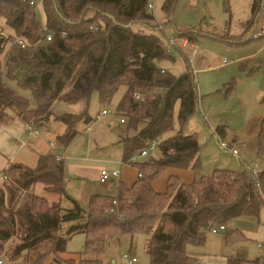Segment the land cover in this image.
I'll return each mask as SVG.
<instances>
[{"label": "trees", "instance_id": "trees-1", "mask_svg": "<svg viewBox=\"0 0 264 264\" xmlns=\"http://www.w3.org/2000/svg\"><path fill=\"white\" fill-rule=\"evenodd\" d=\"M29 1L0 0V22L12 30L6 36L0 31V54L9 43L15 45V39L25 42V49L15 45L19 50L5 56V61L11 78L15 70L22 72L18 82L32 92L36 107L5 83L0 62V124L9 121V110L38 128L58 121L66 129L57 141L66 145L77 135L79 122L92 121L88 113L92 94H97L99 104L107 105L124 87L116 114L133 134L120 140L122 163L135 164L141 176L131 185L119 182L115 195L91 194L83 206L67 193L64 163L54 154H39L34 167L9 164L0 185V250L14 239L10 256L33 252L32 264L42 263L48 255L60 264H105L103 254L113 238L128 235L132 240L135 234H145L148 264H195L188 248L202 246L211 226H226L240 215H259L264 207V167L213 168L187 183L170 175L165 190L154 188L153 181L166 168L197 170L201 162L196 136L174 131L175 122L184 125L198 109L195 76L190 67L174 75L159 66L172 59L171 43L164 35L171 25L154 21L147 11L149 0H37L36 7ZM175 1L163 2L167 23ZM261 3L252 0V19L240 38L227 41L211 36L234 47L249 43L245 37L256 26ZM37 9L52 34L50 41L44 38ZM174 28L176 40L194 43L200 35L197 29ZM55 102L80 103L83 109L56 116ZM257 139L261 154L264 122ZM151 140H158L160 156L133 161L134 153ZM36 183L58 199L35 193ZM76 232L85 235L78 258L62 257L67 240ZM255 261L264 264V254Z\"/></svg>", "mask_w": 264, "mask_h": 264}, {"label": "rangeland", "instance_id": "rangeland-1", "mask_svg": "<svg viewBox=\"0 0 264 264\" xmlns=\"http://www.w3.org/2000/svg\"><path fill=\"white\" fill-rule=\"evenodd\" d=\"M163 2L164 0H154V10L151 13L154 16V21L159 25L164 23L171 25L165 29L164 35L167 42L174 41V44H169L172 59L161 61L159 66L174 75H180L190 67L198 87V109L184 125L181 126L175 122L174 127V131L180 130L183 134H194L199 141L198 155L201 168L194 170L195 176L208 173L213 168L237 169L248 166L260 169V166L262 167L264 164V155L260 157L255 155L254 164L251 161V155L245 156L238 144L239 157L222 148L219 141L233 144L231 139L234 134H237V137L241 139V128L251 127L253 123L257 124V120L253 118L254 115L264 111V105L255 100L264 93V38L247 45L231 47L232 45L225 41L211 36L216 35L227 41L233 40L234 37L240 38L248 21L252 19V0H176L168 23L165 21L166 15L162 11ZM262 4H264V0H262ZM36 11L39 22H44L45 17L42 11L39 9ZM92 14L91 12L89 16ZM174 27L180 30L197 29L200 32L196 41L192 43V46L197 47L195 54H193L191 43L183 46L181 40L175 39ZM1 30L4 36L12 32L3 20L0 22ZM257 30L258 26L256 25L247 34L248 37L256 38L254 34L257 33ZM258 47L261 49L254 58L240 60V57L255 53ZM18 50L15 45L9 43L5 51L0 54L4 81L27 99L31 108H35L36 102L32 92L22 87L18 82L22 72L15 70V78L8 75L5 56ZM220 63L221 65H219ZM123 93L124 87H120L107 105L99 104L97 94L93 93L88 105V113L92 117V121L89 124L79 122L76 126L78 133L69 144L64 145L57 141L56 135L60 130L58 126L51 129L53 128L50 126L52 120L46 124L43 129L54 144L53 147H50L51 153L57 157L67 154L71 157L70 160L85 155L95 158L92 161L97 163L107 164L113 161L121 163L123 147L118 141L120 137L126 136V130L116 114V105ZM103 108L107 109L109 113L99 119H94L95 113ZM82 109L83 106L80 103L55 102L52 106V112L56 116L62 113H79ZM176 111L177 109H175ZM218 126L221 127L219 129L224 130L225 134L217 130ZM159 155V149L155 148L145 156L140 155L139 152L134 153L132 160L145 161L152 157L157 158ZM35 162L36 159L33 163L36 165L37 162ZM128 165L138 169L135 164L129 163ZM40 185L42 184L36 183L34 192L49 200L53 199L52 194L54 193L43 190ZM226 227L228 231L237 230L244 235V239L234 242L233 248L242 258L248 260L247 264H252L251 262L256 257H261L262 253L258 243H264V207L260 209L257 216L240 215L229 220ZM225 234L226 231H221L217 235L225 236ZM213 235L211 231H208L205 241ZM148 238L149 236L145 234H135L132 240L128 235L113 238L103 254L105 264H125L122 253L130 248V253L136 254L138 259L134 264H143L146 260L148 262ZM13 240L7 241L0 250L1 264H32L29 256L33 252H25L21 256L13 258L10 256ZM84 240L83 232L74 233L67 240L66 250L61 253V256L78 258L76 253L83 249ZM40 264L60 263L55 261L52 255H48Z\"/></svg>", "mask_w": 264, "mask_h": 264}, {"label": "crops", "instance_id": "crops-1", "mask_svg": "<svg viewBox=\"0 0 264 264\" xmlns=\"http://www.w3.org/2000/svg\"><path fill=\"white\" fill-rule=\"evenodd\" d=\"M255 24L257 26H264V4H262V10L258 14ZM263 38L264 36L253 38L246 35L245 41L251 43L255 40ZM249 43L243 45H247ZM260 49L261 47H258L255 53L240 57V60L254 58L255 54H257ZM219 65H221V63ZM263 95L264 93L260 95L261 97L259 99H255L256 102L262 103V105H264V101L261 100ZM7 113L10 117L9 121L0 124V185L4 180L3 174L5 173V169L9 166V164L21 163L23 165L34 167L35 164L33 163L35 159L37 162L39 154L51 153L50 147L54 146L50 136H48L46 131H44V127L38 128L34 126L39 130L40 134L38 136L29 134L25 131L26 122H24L13 111L9 110ZM253 118L257 120V124L253 123L251 124V127L245 126L241 128V139L237 137V134H234V137L231 140L234 142L233 144H238L240 146L242 153L245 156L250 154L252 157L251 161L255 164V155L257 157L264 155V151L261 154L258 153L257 139L260 125L262 122H264V111L256 113ZM50 126H53L51 129H54L57 126L59 127L60 131L56 135V138L58 135L63 134L66 129L65 125L59 123L58 121H52ZM123 127L126 130L125 125H123ZM129 132L131 136L133 134L132 131L126 130V135H129ZM220 132L225 134L224 130H221ZM123 137L125 136L120 137L118 141L119 144L121 138ZM61 159L64 163L66 191L69 195L78 200L83 206L87 205L88 199L93 193L115 195L118 191V183L122 182L124 184L131 185L137 179V173L139 171L135 167L128 165V163H119L117 161H113L111 163L102 164L92 161L95 160V158H90L85 155L74 157L72 160H70L71 157L65 154L61 156ZM103 166L109 168H118L120 170V174L110 179L108 182L102 183L98 180V177L99 171ZM263 167L264 164H262V167L260 166V168ZM252 169L258 168L252 167ZM170 175L176 176L181 182L186 183L197 179L199 176H195L194 169L191 168L168 167L153 181L154 188L159 191L165 190L166 180ZM40 186L43 188L42 185ZM52 197L54 200L58 199V195L56 194H52ZM63 202L66 205L69 204L68 201ZM68 224L69 223H66L64 226ZM231 231L232 232H230V234H225V236L217 235L221 231L218 233H212L214 234L213 237L209 236L202 246H190L188 250L193 253L194 257L196 258V264H229L230 261H232L234 264H247L248 260L242 258V256H240V254L233 248L234 242L244 239V235L237 230ZM147 258L148 262L146 260L143 264L149 263V257ZM255 260L251 263L257 264Z\"/></svg>", "mask_w": 264, "mask_h": 264}, {"label": "built area", "instance_id": "built-area-1", "mask_svg": "<svg viewBox=\"0 0 264 264\" xmlns=\"http://www.w3.org/2000/svg\"><path fill=\"white\" fill-rule=\"evenodd\" d=\"M37 0H30L29 4L36 7V2ZM154 10V0H149V2L147 3V11L148 12H153ZM40 26H41V30L43 32L44 38L46 41H50L52 38V34L50 33V31L48 30L45 21L44 22H40ZM90 29H95V26L91 25L89 27ZM65 35V34H63ZM256 37H261L264 36V26L259 25L258 26V30L257 33L255 34ZM171 44H174V41H170ZM182 45L186 46L188 45V42L186 39H182L181 40ZM14 44L19 48V49H25L26 48V44L22 39H15L14 40ZM193 48V54L196 52L197 47L195 46H191ZM135 99H139L140 95L138 93L134 94ZM107 113H109L108 110L106 109H102L100 111H97L94 115V119H99L100 117H102L103 115H106ZM120 122L123 123L124 119H120ZM25 131L28 132L29 134L38 136L39 130L37 128H35L34 126H32L29 123L25 124ZM219 144L222 148L228 150L231 154L233 155H238V147L236 144H226L223 141H219ZM155 148H158V140H151L147 143V145L145 147H143L140 151L139 154L140 155H147L149 153L150 150H153ZM61 158V157H58ZM133 159V157H132ZM255 171V169H253ZM120 174V170L118 168H109V167H101L100 171H99V177L98 180L102 183L108 182L110 179L118 176ZM137 176H141V172L137 173ZM3 177H6V174H3ZM115 202V200H114ZM109 210H112V208H109ZM226 229V226L224 224H219L217 226H211L210 227V231L211 233H218L219 231H223ZM258 247L261 249V256H263L264 254V243H258ZM122 257L124 258V262L125 264H134V262L137 261V256L135 254H131L130 252L124 251L122 253ZM2 263V260L0 259V264ZM196 264V263H195Z\"/></svg>", "mask_w": 264, "mask_h": 264}]
</instances>
